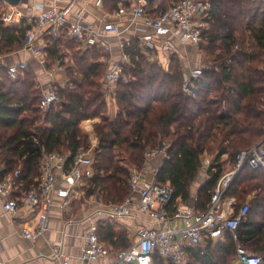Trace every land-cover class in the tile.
<instances>
[{"label":"trees","instance_id":"16d2710c","mask_svg":"<svg viewBox=\"0 0 264 264\" xmlns=\"http://www.w3.org/2000/svg\"><path fill=\"white\" fill-rule=\"evenodd\" d=\"M179 0H156L148 9L152 18ZM212 5L213 23L203 32L202 74L193 80L196 96L182 90L187 71L174 51L167 70L150 51H143L137 38H130L123 53L119 81L112 92L114 117L107 113L104 77L98 45L81 49L65 34L46 32L45 67L57 63L66 82L53 85L60 102L48 112L39 109L42 88L29 68L15 80L0 67V162L6 172L21 171L24 190L36 187L44 154L59 152L72 157L93 143V174L84 187L87 196L97 195L104 205L124 203L130 190V169H141L145 153L167 146L155 176L159 185L171 189L170 206L189 203L191 187L202 167V155L214 153L210 176L198 189L195 207L204 213L218 180L225 173L221 158L230 165L240 151L262 137L264 119V4L259 0H199ZM3 1L0 0V10ZM26 29L4 27L0 15V56L23 48ZM79 48V49H78ZM71 52L68 62L65 56ZM49 63V64H48ZM48 64V65H47ZM70 159L68 164L70 163ZM235 199L234 211L244 204L248 213L238 228L240 242L264 264V172L244 167L223 196ZM98 236L111 248L130 246L126 235L116 236L110 224L98 222ZM188 264H232L235 244L204 243L188 251ZM153 264H164L157 256Z\"/></svg>","mask_w":264,"mask_h":264},{"label":"built area","instance_id":"2783aa9c","mask_svg":"<svg viewBox=\"0 0 264 264\" xmlns=\"http://www.w3.org/2000/svg\"><path fill=\"white\" fill-rule=\"evenodd\" d=\"M154 1L156 0H117L120 6H130L133 22L143 19L145 24L152 28V35L146 34L137 38L141 50L150 51L151 60L160 61L162 57L169 59L174 51L173 40L184 46L194 47H199L205 42L203 32L213 23L212 5L209 1L179 0L167 11L152 18L147 13V7ZM259 1L264 4V0ZM72 5L73 2L66 8L53 7L40 13L32 21L31 27L25 30L23 49L38 63L44 65L46 61V53L38 46L46 32L55 37L57 32L62 30L82 49L99 45L109 37L121 35L120 28L115 23H106L100 27L85 23L80 17L71 20L69 12ZM129 40L120 37L118 46L122 57L118 63L107 68L104 77V87L109 88L108 90L114 88L120 79L122 65L127 60L123 50ZM103 49L106 52L110 51L107 44ZM27 68L26 63H18L7 67V73L10 79L15 80ZM202 68H194L187 73L182 85V90L187 96H196L197 90L192 81L201 76ZM261 70L264 72V65ZM49 75L51 76L52 72ZM107 94L110 95L109 91ZM59 102L60 97L52 85L42 89L39 100V109L42 112H48ZM262 131L259 141L250 149L240 151L232 165L218 180L204 213L199 212L195 204L188 205L178 201L170 206L171 189L167 185L155 182L160 165L152 168L154 178L149 181L141 178L142 169L133 166L127 182L130 190L128 197L122 204L106 205V216L109 220H116L137 212L163 227L141 229L135 242L127 249L116 251V264H153L154 255H157L164 264H188L190 249L200 246L205 239L222 243L226 235L235 244L232 264H261L262 257L249 253L239 238L238 228L248 213V205L244 204L235 213V199L224 200L223 196L244 167L264 172V119ZM95 147L96 145H91L90 149L80 150L73 157L59 152L44 154L40 164V176L36 179L37 186L28 190L23 189L20 168L6 172L5 166L0 162V196L3 199L1 204L3 212L14 215L21 207L37 212L36 222L31 227L25 226L21 229V235L25 239L35 240L46 230L54 194L62 199L61 207L67 209L69 198L74 197L76 184L93 174ZM166 149L165 145L146 151L144 164L154 157L169 159ZM69 159L71 161L68 164ZM201 163L207 170L211 162L203 160ZM60 180L66 181L67 186L58 187ZM134 194L137 195L136 200H133ZM175 222H179L178 226L174 225ZM109 253L98 236V222H90L77 264H94ZM48 264H70V260L61 248L56 246L52 249Z\"/></svg>","mask_w":264,"mask_h":264},{"label":"crops","instance_id":"0c3cea01","mask_svg":"<svg viewBox=\"0 0 264 264\" xmlns=\"http://www.w3.org/2000/svg\"><path fill=\"white\" fill-rule=\"evenodd\" d=\"M71 2H73L69 12L71 20L80 17L85 23L100 27L106 23H115L119 26L121 31L119 37H109L98 45L102 51L101 60L107 64V67L118 63L122 57L118 46L120 37L130 39L153 33L152 28L146 25L143 19L133 22L134 17L130 6H120L117 0H20L17 6H10L3 2L0 10L1 23L4 27L16 30L29 29L32 21L40 13L53 7L66 8ZM155 9L156 7L148 9V15L150 16L149 12ZM4 18H7L5 22ZM44 36L38 44L40 49L46 44ZM57 36H64V32L58 31L55 37ZM105 44L109 45L110 51H104ZM173 44L174 53L178 54L187 73L194 68L203 67L204 55L198 47L184 46L176 40H173ZM67 52L65 62H68L71 57V52ZM159 60L162 62L161 58ZM163 61L161 64L164 66L167 60L163 59ZM18 63H26L28 69L30 68L35 73L42 89L56 84L63 85L66 82L65 72L59 63L55 64L51 70H47L45 64L38 63L23 48L17 52L0 56V67L7 68ZM167 64L169 63L167 62ZM50 72H52L51 76ZM112 103L115 104L113 99ZM108 105L111 106L110 103ZM115 110L116 106L114 105L109 116L114 115ZM92 145H96V143ZM162 161V157L148 160L142 167L141 178L144 181L152 180L154 178L151 173L152 168L161 165ZM87 182L88 178H85L76 184L74 197L69 198L67 209L61 207L62 199L56 194L53 195L47 228L35 240L25 239L21 235V229L25 226L31 227L36 222L37 212H31L21 207L14 215L7 214L1 208L3 199L0 196V264H48L51 260L52 249L56 246H59L62 252L69 257L70 264H77L81 249L85 244V233L90 222L93 221H104L110 224L115 235H126L130 244L138 239V232L141 229L163 227L137 212L129 217L109 220L106 216L107 206L101 202L100 198L94 200L85 194L84 187ZM204 182L202 177L201 181L191 187V200L188 205L195 204L197 191ZM57 186L66 187V181L60 180ZM136 199L137 195L134 194L133 200ZM89 218L90 220H88ZM77 223L79 224L77 225ZM178 224L179 222L174 223L175 226ZM102 242L110 253L94 264H116L117 249L109 247L104 241Z\"/></svg>","mask_w":264,"mask_h":264},{"label":"rangeland","instance_id":"374dc122","mask_svg":"<svg viewBox=\"0 0 264 264\" xmlns=\"http://www.w3.org/2000/svg\"><path fill=\"white\" fill-rule=\"evenodd\" d=\"M163 59H164V58L162 57V58H161V61H162V62L159 61V63H160V65H161V67H162L163 69L167 70V68H168V64H167V62H168L169 59H165V60H167V62L165 63L164 66L161 64V63L164 62ZM45 64H46V63H45ZM48 64H49V63H48ZM48 64H47V65H48ZM262 65H264V63H263ZM45 89H46V88H45ZM108 89H109V88H105V90H106L107 92L109 91V93H110V95L107 94V97H106L107 102L111 104V106L108 105V109H107V113L109 114L110 110H112V109L114 108V105H115V104L113 105V103H112V98H113V96H112V92H113L114 88L111 87L110 90H108ZM114 113H116V110L114 111ZM114 116H115V114H114V115H111V117H114ZM258 141H259V140H258ZM258 141H257V142H258ZM257 142H256V143H257ZM256 143H255V144H256ZM255 144H254V145H255ZM254 145H253V146H254ZM214 156H215L214 153L206 152L205 154L202 155V161H203V160H209V161L212 163V161H213V159H214ZM221 163H222L223 171L226 172V171L228 170L229 166H230V162L228 161L227 156H223V157L221 158ZM141 169H142V168H141ZM209 176H210V172L208 171V169L206 170L205 168L201 167L196 182L201 181V178H202V177L204 178V180H207V179L209 178ZM196 182L193 184V186H195ZM85 194H86V193H85ZM91 197H92L94 200H95V198H97V199L99 200V197H98L97 195H92Z\"/></svg>","mask_w":264,"mask_h":264},{"label":"water","instance_id":"95a60500","mask_svg":"<svg viewBox=\"0 0 264 264\" xmlns=\"http://www.w3.org/2000/svg\"><path fill=\"white\" fill-rule=\"evenodd\" d=\"M4 3L10 5V6H17L20 2V0H2ZM236 178V177H235ZM234 178V180H235Z\"/></svg>","mask_w":264,"mask_h":264}]
</instances>
